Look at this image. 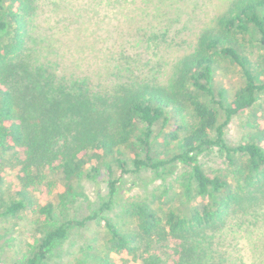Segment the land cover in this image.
I'll return each mask as SVG.
<instances>
[{
  "label": "trees",
  "instance_id": "trees-1",
  "mask_svg": "<svg viewBox=\"0 0 264 264\" xmlns=\"http://www.w3.org/2000/svg\"><path fill=\"white\" fill-rule=\"evenodd\" d=\"M57 2L0 0V151L8 166L0 172V185L9 181L2 216L16 218L30 206L39 227L21 264H49L72 231L91 222L105 230L102 246L94 239L87 250L82 247L85 258L76 264H231L217 238L233 220L264 221V107H258L264 92V0H230L210 22L198 18L194 42L171 64L165 83L157 73L155 79L148 76L158 72L150 60L116 53L115 42L108 54L98 48L100 54L82 65L89 44L81 52L64 51L63 30L83 24L95 27V43L110 37L96 36L101 22L94 20L91 3L86 9ZM123 2L133 13L125 14L123 35L129 38L125 28L133 23L137 44L152 50L167 43L171 30L165 18L179 0ZM71 5L79 7L75 16ZM66 9L68 19L52 20ZM41 15L61 27L58 32L38 33L34 23ZM64 59L80 62V72L68 65L61 70ZM236 76L239 85L233 83ZM246 112H251L246 135L228 144L227 128ZM160 124L168 131L157 138ZM213 149L224 156L229 176L202 167L200 156ZM102 168L106 198L98 194L96 210L68 218L64 204L74 208L79 196L74 183L96 180ZM145 172L162 182L176 174L184 208H155L145 198L129 203L127 220L110 217L120 183ZM190 199L201 201L185 206ZM153 244L169 245L168 261L151 253Z\"/></svg>",
  "mask_w": 264,
  "mask_h": 264
},
{
  "label": "rangeland",
  "instance_id": "rangeland-1",
  "mask_svg": "<svg viewBox=\"0 0 264 264\" xmlns=\"http://www.w3.org/2000/svg\"><path fill=\"white\" fill-rule=\"evenodd\" d=\"M57 3L62 5L78 3L80 7L84 5L86 9H90L94 6V20L100 21V28L97 30L102 37L108 35L109 41L103 38L98 40V43L94 42L92 30H95L93 26L86 29V26L78 24L76 27H70L69 30H63V35L60 37L63 50L74 49L80 47L81 52L84 46L89 44L88 49L83 50L82 54L86 60L82 61V65H86L88 62H92L100 50L106 55L109 52V47L115 42L116 53L125 51L128 55L136 53V58L143 62H148L156 66L158 72L150 70L148 76L154 78V73L158 74L160 82L165 83L171 74V64L182 57L183 54L188 52L190 45L194 42L196 33L198 31V18L202 22L208 23L211 18L223 13L230 0H179L180 5L174 6L171 12L165 18L168 23V30L171 32L168 35L167 43L161 44L158 47L152 46V50L146 49L144 45L137 44L138 37H136L138 27L137 24H129L125 30L127 35H123L120 30L122 28V22L127 20L125 14L127 10L130 13L132 7L130 3L123 2V0H117V3L113 0H57ZM113 1V5L107 4ZM132 0H128L131 2ZM86 3L92 5L86 7ZM96 4V5H94ZM69 6V10L72 15L78 13L79 7L75 8ZM41 6L42 9H44ZM131 7V8H130ZM68 9L66 12H59V16L52 14V20L57 18L68 19ZM80 13V12H79ZM133 13H130V16ZM158 18V17H157ZM156 18V19H157ZM47 15H41L35 21V30L37 32H43V29L50 30L52 34L58 32L61 28H55L52 20L51 23L47 20ZM155 19V18H154ZM80 22L82 19H79ZM156 21V20H155ZM132 22V21H130ZM145 22V19L142 20ZM58 26H60L58 24ZM80 28V29H79ZM160 34V32H156ZM58 37L57 35H55ZM152 36V35H151ZM129 42V44H128ZM245 43V42H244ZM248 43L255 45L248 41ZM135 47L136 49L134 50ZM256 50V49H252ZM260 52V51H259ZM117 56V54L115 55ZM141 61V62H142ZM61 70L63 66H70L71 70L80 72L78 66L80 62L72 59L61 60ZM241 79L236 76L233 79L235 85H239ZM258 107H264V92L261 93L258 100ZM257 107V108H258ZM257 110V109H254ZM253 112V110L251 111ZM251 112H246L242 117L234 119L226 130V140L228 144L236 145L246 135V125L251 116ZM168 131V128L163 127L162 124L155 127L154 136L157 138L161 133ZM5 155L0 151V172L6 171L8 166L6 165ZM200 163L204 170L210 174L221 175L223 177L229 176L230 167L224 159V156L217 149L209 150L200 156ZM182 168L178 167L176 174L182 173ZM166 177L164 182L152 181V175L150 172H145L139 176H129L124 178L119 186V194L117 196L116 203L108 214L110 217H119V221L127 220L128 214L127 208L131 201L141 200L149 198L155 208L159 209H180L184 208L182 199L179 197L178 190L180 188V181H177V175ZM6 177L7 174L5 175ZM13 177V173L11 175ZM106 171L101 169L99 176L96 180L83 179L74 183L75 192L79 195L74 199L77 203L72 208L71 204L66 201L64 204L68 218L75 217L81 219L84 216L91 214L97 209L98 194L105 197L107 196L106 185ZM7 179L4 180V185H0V264H21L24 254L26 253L29 245L33 244L37 238V232L39 227L35 224L32 208L29 206L26 209L20 211L16 218H6L2 216V212L5 209L6 197L8 195ZM182 187V186H181ZM73 199V198H71ZM201 200H188L184 201L185 206H192L195 203H199ZM180 202V203H179ZM188 202V203H186ZM90 203V206H89ZM180 205V206H179ZM66 216V217H67ZM251 220V219H250ZM252 221V220H251ZM128 228L133 226V221L126 222ZM104 228L102 224L98 222H91L85 229L73 230L70 238L57 249L49 264H76L77 259H84L85 253L82 252V247L87 250L88 245H93L92 241L97 239L98 247L102 246L101 239L104 236ZM227 234V235H226ZM224 237H219L216 240L217 248L224 254L226 259L231 264H264V221L258 220L256 222H249L246 218L233 220L231 225L227 227ZM230 234V235H228ZM95 245V244H94ZM151 253L159 255L165 261H168V244H153L150 248Z\"/></svg>",
  "mask_w": 264,
  "mask_h": 264
}]
</instances>
